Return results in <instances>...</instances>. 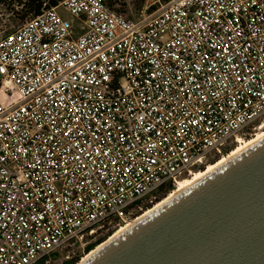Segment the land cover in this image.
<instances>
[{"label":"built area","instance_id":"built-area-1","mask_svg":"<svg viewBox=\"0 0 264 264\" xmlns=\"http://www.w3.org/2000/svg\"><path fill=\"white\" fill-rule=\"evenodd\" d=\"M109 1L0 37V264L81 260L264 125V0Z\"/></svg>","mask_w":264,"mask_h":264},{"label":"water","instance_id":"water-1","mask_svg":"<svg viewBox=\"0 0 264 264\" xmlns=\"http://www.w3.org/2000/svg\"><path fill=\"white\" fill-rule=\"evenodd\" d=\"M86 264H264V142Z\"/></svg>","mask_w":264,"mask_h":264},{"label":"bare ground","instance_id":"bare-ground-1","mask_svg":"<svg viewBox=\"0 0 264 264\" xmlns=\"http://www.w3.org/2000/svg\"><path fill=\"white\" fill-rule=\"evenodd\" d=\"M264 142V125H262L257 134L253 135L249 140H239L235 149L227 155L221 157L215 164L208 165L204 171L195 172L192 176L186 177L187 179H182L177 187L162 201L155 204L151 209L144 212L142 215L134 219L125 225L121 230L112 234V236L103 244L99 245L96 249L92 250L89 254L85 255L83 259L78 264H86L97 256L104 249L124 237L130 231H132L139 224L143 223L145 220L155 215L157 212L161 211L163 208L185 195L187 192L192 190L194 187L199 185L204 180L208 179L215 173H217L222 168L226 167L233 161L239 159L241 156L245 155L247 152L257 147Z\"/></svg>","mask_w":264,"mask_h":264},{"label":"rangeland","instance_id":"rangeland-1","mask_svg":"<svg viewBox=\"0 0 264 264\" xmlns=\"http://www.w3.org/2000/svg\"><path fill=\"white\" fill-rule=\"evenodd\" d=\"M114 1L117 2L114 4V9L117 11V13L131 20H136L140 17V14L146 2V0H114ZM17 2L18 0H0V37L17 30L21 25H23L29 19L28 17L24 18V11H22V8L18 6ZM59 11L62 12L64 16L69 17V15L64 10H62V8H59ZM262 123L263 122H260L259 125H261ZM257 132L258 129H256L254 133L257 134ZM250 138L251 137H247V139L245 140H248ZM235 147L236 146H234V148ZM131 221L133 220L128 221L126 224H122L121 225L122 227L119 226L112 228L111 229L112 233L115 230L117 231L121 230V228H123ZM106 233H107L106 231L101 233L99 232L96 238L98 239L100 236H102V234H106ZM83 257H85V255L82 256V259Z\"/></svg>","mask_w":264,"mask_h":264},{"label":"trees","instance_id":"trees-1","mask_svg":"<svg viewBox=\"0 0 264 264\" xmlns=\"http://www.w3.org/2000/svg\"><path fill=\"white\" fill-rule=\"evenodd\" d=\"M46 2L48 3V5H47L48 7H55L59 4L60 0H18L17 3H18V6H20L22 8V11H24V18L28 17L30 19V18L36 17V16L41 14L44 3H46ZM115 3H117V2L114 0L109 1V5L112 8H114ZM234 149H235L234 146L229 148V150L225 153V155L230 154ZM220 159L221 158H217L216 160L212 161L209 165L215 164ZM200 170L204 171L205 168H202ZM173 190H174V188L172 186L168 187L166 190H164V192L157 199V201L154 202L153 205L150 204V205L145 206L144 211L146 212L147 210L151 209L155 204H157L158 202L162 201L165 197H167ZM143 213L144 212H141L136 216L139 217V215L143 214ZM115 231H117V230H115ZM113 233H112V230H109L106 234H102V236H100L95 242L89 244V246L85 250V254H89L92 250L97 248L99 245L106 242L112 236ZM79 262H80V256L72 259L71 261L64 262L63 264H78Z\"/></svg>","mask_w":264,"mask_h":264}]
</instances>
